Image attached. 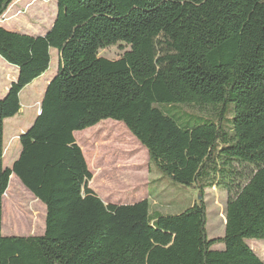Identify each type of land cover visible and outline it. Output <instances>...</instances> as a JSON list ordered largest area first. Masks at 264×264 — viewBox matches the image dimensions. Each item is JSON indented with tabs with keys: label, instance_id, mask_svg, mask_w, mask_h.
Listing matches in <instances>:
<instances>
[{
	"label": "trees",
	"instance_id": "1",
	"mask_svg": "<svg viewBox=\"0 0 264 264\" xmlns=\"http://www.w3.org/2000/svg\"><path fill=\"white\" fill-rule=\"evenodd\" d=\"M0 0V18L12 2ZM50 27L26 35L0 25V58L17 77L0 98V264H264V0H55ZM119 43L117 60L98 57ZM39 114L3 167L4 121L21 91L47 72ZM212 110L217 123L176 124L160 105ZM228 104L230 133L221 121ZM121 123L162 177L197 192L174 216L147 200L104 204L74 133ZM161 179V177H160ZM30 192L31 209L14 182ZM93 181H91V185ZM104 188L99 184L95 188ZM227 195L224 234L207 238L206 189ZM42 203L44 232L34 234ZM9 217V220L7 219ZM222 250H213L216 245Z\"/></svg>",
	"mask_w": 264,
	"mask_h": 264
},
{
	"label": "rangeland",
	"instance_id": "2",
	"mask_svg": "<svg viewBox=\"0 0 264 264\" xmlns=\"http://www.w3.org/2000/svg\"><path fill=\"white\" fill-rule=\"evenodd\" d=\"M55 0H17L11 3L5 14L0 18V25L9 31L24 33L26 35H40L47 30L55 13ZM128 47L122 43L100 50L98 57L108 60H117L128 51ZM59 56L56 51L50 52V64L47 72L57 71ZM7 66V67H6ZM0 58V97L9 88L15 79L16 70L8 67ZM43 77V76H42ZM41 79V78H40ZM36 80L27 86L19 95V115L4 121L3 130V167L10 168L17 159L20 145L18 137L32 124L38 113L42 91L39 87L42 79ZM162 110L168 111L176 124L183 128H192L204 123H217L212 110L218 106H208L204 110L183 105H160ZM234 117L233 105L228 104L227 112L221 121L222 127L230 133ZM74 134L77 145L85 158L87 167L91 173L93 184L89 182V188L105 203H135L139 200H147L149 212H157L162 215L174 216L189 208L195 200H198L197 192L191 188L173 183L167 177H162L148 163L146 151L130 135L125 127L112 120L101 121L97 126ZM161 177V179H160ZM103 184L104 188H95ZM21 199L22 212L31 209L30 192L17 181L14 182ZM30 194V195H29ZM30 197L31 199L27 198ZM203 200L207 212L206 232L209 240L221 238L224 234L225 207L227 195L217 188L206 189ZM35 201V200H33ZM39 213V227L34 234H8L2 236H40L44 232L43 204L33 206ZM9 220V217L7 218ZM249 247L264 262V240H249ZM213 250H222L223 245L212 247Z\"/></svg>",
	"mask_w": 264,
	"mask_h": 264
},
{
	"label": "crops",
	"instance_id": "3",
	"mask_svg": "<svg viewBox=\"0 0 264 264\" xmlns=\"http://www.w3.org/2000/svg\"><path fill=\"white\" fill-rule=\"evenodd\" d=\"M51 52V51H50ZM59 64V63H58ZM58 64H57V68H58ZM7 67V66H6ZM9 67V66H8ZM54 73L55 72H52V73H50L49 74V72L48 73H44L40 78L42 79V81L43 82H41V84L39 85V87H40V89H41V91L43 90L42 89V87H41V85H43V86H45L46 87V85L48 84V82L50 81V79L52 78V76L54 75ZM16 77H17V73L15 74V79H14V81L16 80ZM39 78V79H40ZM40 79V80H41ZM38 80V79H37ZM13 81V82H14ZM36 81V80H35ZM34 81V82H35ZM34 82H32L31 84H33ZM12 83V82H11ZM30 84V85H31ZM45 87H44V90H45ZM8 90V89H7ZM7 92V91H6ZM5 92V93H6ZM22 92V91H21ZM5 93L3 94V95H1V97L0 98H2L4 95H5ZM43 94H44V91H42V96H43ZM42 96H41V99H42ZM20 99V98H19ZM36 117V116H35ZM35 117H34V119H35ZM34 119H33V121H34ZM97 126V125H96ZM75 134V133H74ZM100 199V198H99ZM101 200V199H100ZM102 201V200H101ZM139 201H141V200H139ZM103 202V201H102ZM136 202H138V201H136ZM104 204H110V203H105V202H103ZM134 203V202H133ZM117 204H132V203H117Z\"/></svg>",
	"mask_w": 264,
	"mask_h": 264
},
{
	"label": "water",
	"instance_id": "4",
	"mask_svg": "<svg viewBox=\"0 0 264 264\" xmlns=\"http://www.w3.org/2000/svg\"><path fill=\"white\" fill-rule=\"evenodd\" d=\"M38 114H39V112L36 115H38ZM21 134H23V133H21Z\"/></svg>",
	"mask_w": 264,
	"mask_h": 264
},
{
	"label": "built area",
	"instance_id": "5",
	"mask_svg": "<svg viewBox=\"0 0 264 264\" xmlns=\"http://www.w3.org/2000/svg\"><path fill=\"white\" fill-rule=\"evenodd\" d=\"M38 112H39V110H38Z\"/></svg>",
	"mask_w": 264,
	"mask_h": 264
}]
</instances>
